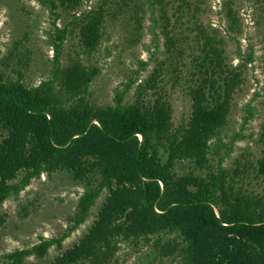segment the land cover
Masks as SVG:
<instances>
[{
    "label": "trees",
    "instance_id": "obj_1",
    "mask_svg": "<svg viewBox=\"0 0 264 264\" xmlns=\"http://www.w3.org/2000/svg\"><path fill=\"white\" fill-rule=\"evenodd\" d=\"M174 1L164 3L159 16L166 60L138 86L131 105L123 96L132 83L116 93L113 106L92 103L90 86L100 69L80 57L64 67L67 29L55 25L47 80L28 87L0 72V206L42 175L67 173L84 186L64 232L6 254L3 264L41 261L51 248L59 253L49 264H111L121 245L153 247L180 264H264V196L247 187L245 175L252 170L264 181V153L254 164L241 161V170L226 169L241 136L229 147L221 136L253 53L246 59L238 54L233 66L225 41L199 20L192 1ZM82 2L41 0L55 20L58 9L72 17L89 56L101 43L105 10L77 16ZM169 82L190 100L186 126L173 124ZM246 114L244 126L253 119L250 106ZM103 194L87 232L63 250ZM5 223L0 214V229Z\"/></svg>",
    "mask_w": 264,
    "mask_h": 264
},
{
    "label": "rangeland",
    "instance_id": "obj_2",
    "mask_svg": "<svg viewBox=\"0 0 264 264\" xmlns=\"http://www.w3.org/2000/svg\"><path fill=\"white\" fill-rule=\"evenodd\" d=\"M170 1L83 0L77 16L99 6L105 10L101 43L88 56L80 47L78 27L61 9L56 11L60 17L55 20L41 0H0V72L11 80L22 78L28 87L47 80L52 70L55 25L67 29L61 48L64 67L80 57L85 65L100 69L90 86L92 103L113 106L116 93L132 83L123 96V104L131 105L136 100L138 86L166 60L159 16L164 3ZM191 1L204 26L217 30L225 41L226 56L233 66L240 63L238 54L246 59L253 53L254 62L247 66L246 83L235 96L229 125L221 135L222 144L227 147L236 135L241 136L224 163L226 169L241 170L242 165L238 166L241 161L254 164L264 153V0ZM172 14L171 8L169 17L175 25ZM187 20L190 21L185 18L183 23ZM171 84L165 89L172 106L173 124L186 126L191 114L190 100L184 91L172 88ZM248 106L252 108L253 119L244 126ZM245 175L247 187L264 196V181L255 179L252 170ZM83 192L81 183L73 181L67 173L57 172L42 175L18 196H10L0 206V214L6 216V223L0 229V264L6 254L29 247L39 238L49 239L64 232ZM105 196L98 200L87 221L63 242V250L71 248L87 232ZM58 253L51 248L45 259L30 257L24 264H49ZM111 264H180V261L161 258L153 247L121 245Z\"/></svg>",
    "mask_w": 264,
    "mask_h": 264
}]
</instances>
